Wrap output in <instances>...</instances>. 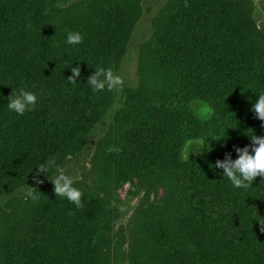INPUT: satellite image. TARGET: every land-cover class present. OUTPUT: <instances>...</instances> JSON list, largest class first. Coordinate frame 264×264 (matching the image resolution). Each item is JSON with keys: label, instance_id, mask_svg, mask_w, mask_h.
Returning <instances> with one entry per match:
<instances>
[{"label": "trees", "instance_id": "trees-1", "mask_svg": "<svg viewBox=\"0 0 264 264\" xmlns=\"http://www.w3.org/2000/svg\"><path fill=\"white\" fill-rule=\"evenodd\" d=\"M54 1L0 0V195L36 185L35 167L54 159L40 176L39 184L47 183L83 145L108 94H93L87 77L97 67L113 71V54L119 60L123 10L54 34L43 16ZM251 14L244 0H174L155 24V94L116 131L110 147L118 151L105 157L124 173L118 183L154 174L168 191L173 205L169 220L152 226L154 251L145 255L151 264H264V232L255 221L264 218V183L257 177L253 187L235 189L221 170L208 167L234 145H248L251 131L264 136L250 111L264 91V33ZM68 31L81 32L82 42L65 45ZM75 63L81 77L69 85L66 65ZM20 87L37 93L34 110L23 116L5 106ZM194 101L209 109L207 120L192 110ZM190 137L203 138L208 151L186 161L181 149ZM35 197L25 217L0 236V264H104L99 252L109 242V223L97 225L92 207L82 201L77 209L52 187Z\"/></svg>", "mask_w": 264, "mask_h": 264}, {"label": "rangeland", "instance_id": "rangeland-1", "mask_svg": "<svg viewBox=\"0 0 264 264\" xmlns=\"http://www.w3.org/2000/svg\"><path fill=\"white\" fill-rule=\"evenodd\" d=\"M244 1L250 5L255 27L264 33V0ZM172 4L174 0H55L44 6V22L54 34L68 25L92 22L103 11L109 10L113 15L116 8L123 10L127 17L118 61L113 54V74L121 82L108 91L105 108L83 145L61 160L46 185H29L0 195V236L10 224L25 217L32 197L47 186L53 188L50 181L58 171H63L81 191V200L93 208L97 225H110L109 242L99 252L103 263L151 264L145 255L154 251L152 226L167 222L173 205L168 191L154 174L118 183L124 173L109 167L105 157L116 131L142 110L143 99L150 100L155 94L158 79L150 69L153 31ZM191 108L200 119L210 117L209 109L200 102H192ZM202 154H190L189 161Z\"/></svg>", "mask_w": 264, "mask_h": 264}, {"label": "clouds", "instance_id": "clouds-1", "mask_svg": "<svg viewBox=\"0 0 264 264\" xmlns=\"http://www.w3.org/2000/svg\"><path fill=\"white\" fill-rule=\"evenodd\" d=\"M82 40L83 35L81 32L68 31L64 43L65 45L74 47L79 45ZM75 65L74 67L73 64L66 65L71 72V75L66 79L69 85L77 84V78L81 77L80 63H75ZM120 82L119 77L114 76L110 68L97 67L87 77L86 85L93 94H96L105 90L111 91ZM255 96L256 99L255 102L251 103L250 111L255 115L256 119L261 121V126L264 127V91L259 92ZM0 99L4 98L0 97ZM36 104L37 93L20 87L16 90L11 89V94L7 97L5 106L10 113L23 116L26 112L34 110ZM247 137L250 140L248 145L242 148L234 145L232 152L225 151L223 159H217L214 165L205 161V163H208L210 169L221 170L218 173L221 175V179L227 178L235 189L253 187V183L257 177H260V184L264 183V136H257L251 131ZM108 150L118 151V149H113L112 147H109ZM202 150L208 151L204 139L201 137H190L184 141L181 155L189 161L190 154L201 155ZM206 151L204 154H206ZM233 152L236 156L235 159H233ZM54 166V159H49L37 165L35 167L37 171L32 176L33 181L37 184L42 183L40 179L41 174H46L48 169ZM50 182L53 185L56 197L66 199L77 209L82 206V193L79 188L74 186V181L71 177L65 175L63 171H58ZM32 198L35 199L36 197L33 196ZM255 221L259 223L260 230L264 232V218L258 216V219Z\"/></svg>", "mask_w": 264, "mask_h": 264}]
</instances>
